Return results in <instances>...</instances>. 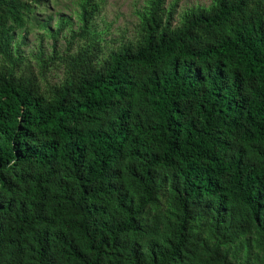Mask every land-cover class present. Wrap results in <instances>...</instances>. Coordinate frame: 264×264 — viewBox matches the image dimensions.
I'll return each mask as SVG.
<instances>
[{
	"label": "trees",
	"instance_id": "trees-1",
	"mask_svg": "<svg viewBox=\"0 0 264 264\" xmlns=\"http://www.w3.org/2000/svg\"><path fill=\"white\" fill-rule=\"evenodd\" d=\"M179 2L28 57L42 0H0V264H264V0Z\"/></svg>",
	"mask_w": 264,
	"mask_h": 264
},
{
	"label": "rangeland",
	"instance_id": "rangeland-1",
	"mask_svg": "<svg viewBox=\"0 0 264 264\" xmlns=\"http://www.w3.org/2000/svg\"><path fill=\"white\" fill-rule=\"evenodd\" d=\"M148 0H104V8L102 14L97 18L96 24L98 30L101 31L108 42L106 45L109 48H114L115 41H120L125 38H132L139 24L138 12L146 6ZM213 0H180L177 7L176 23L180 20V15L186 10L195 6H209ZM176 0H167V7H170ZM79 0H42V5H39L35 11L36 20L32 23V28L29 32H19L20 39L23 42L22 49L26 56L37 54L39 50H43L46 57L52 55V45L54 40L44 37V30L40 27L42 23L49 21L52 17V27H55L61 18L71 19L75 28L78 26L77 12ZM24 38V39H22ZM66 48V43L61 38L58 43V51L63 54ZM35 65V59H30ZM57 60L56 66H59ZM55 66V67H56ZM52 68L48 79L52 82H57V79L63 75L62 68Z\"/></svg>",
	"mask_w": 264,
	"mask_h": 264
}]
</instances>
